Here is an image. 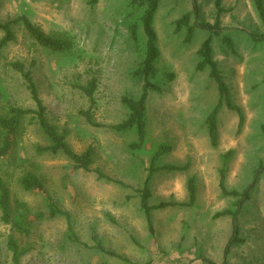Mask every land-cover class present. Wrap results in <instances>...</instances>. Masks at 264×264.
<instances>
[{"label":"rangeland","instance_id":"1","mask_svg":"<svg viewBox=\"0 0 264 264\" xmlns=\"http://www.w3.org/2000/svg\"><path fill=\"white\" fill-rule=\"evenodd\" d=\"M133 0H0V20L11 23L15 40L0 58V116L11 109L36 108L21 63L32 73L47 116L78 153L94 150L91 170L74 168L63 153L40 152L49 139L29 115L11 150L1 154L0 177L11 194V218L0 209V264H14L10 238L17 243L20 264H226L225 248L233 235V219L216 216L234 209L237 198L223 192L243 191L254 183L240 215V236L227 264H264V36L253 0H223L221 34L214 35V59L231 89L234 104L218 116V142L211 140L207 117L220 100L210 68L200 70L198 50L211 32L187 28L177 21L192 13L195 22L215 23V0H163L155 18L161 56L147 101L146 140L141 148L135 129L115 125L129 117L124 97L137 99L144 79L134 72L145 55L130 26L139 22ZM46 33L72 40L68 53H57L29 36L21 17ZM4 32L0 29V39ZM230 37L233 46L224 41ZM96 80L93 97L83 87ZM91 117V118H89ZM151 205L171 202L151 213L141 207V190L154 153ZM167 165L181 170L163 168ZM105 175L99 176V172ZM26 172L42 178L46 192L28 191L20 181ZM194 179L196 201L190 202ZM49 198L65 215L50 216ZM103 247H99V246ZM115 253V254H111Z\"/></svg>","mask_w":264,"mask_h":264},{"label":"trees","instance_id":"2","mask_svg":"<svg viewBox=\"0 0 264 264\" xmlns=\"http://www.w3.org/2000/svg\"><path fill=\"white\" fill-rule=\"evenodd\" d=\"M162 1L163 0L132 1L134 9H140L139 22H135L130 26L132 37L137 42L140 40L139 24L142 26L143 33L146 36L144 59L142 61L141 67L134 72L136 75L144 79V84L142 94L139 98H123V102L130 111L129 117L124 122L115 125L114 128L120 131L135 129L138 133L139 142L135 143L133 146L137 148H141L146 140L147 101L149 92L150 90H161L160 86L153 82V79L157 77L156 63L161 56V51L157 43L158 33L155 27V18ZM88 2L92 5H96L98 3V0H88ZM192 3L194 7L193 13L195 14V18L197 20L201 15L198 0H192ZM253 3L261 21L264 23V0H253ZM225 11L226 9L223 5V0H215V23L200 21L191 24L193 18L192 13L185 14L181 19L177 21V30L187 28L188 40L192 38L196 27H200L211 32L210 36L202 43L198 50L200 61L197 67L200 70L210 68L211 77L217 82L220 92L219 103L207 117L208 131L214 144L218 142V116L223 106L226 105L230 109L238 111L241 117V124L244 118V113L241 108L238 105L234 104L231 96L230 86L225 81L223 73L220 70L217 61L214 59V35L221 34V17L223 16ZM20 20L23 22L29 36L42 47L57 53H68L71 51L73 46V42L71 39L57 34L46 33L40 26L33 23L27 16L21 17ZM0 29L4 32L3 37L0 39L1 58L4 49L15 40L16 36L13 27L9 22H2L0 20ZM252 37L255 40L264 42V36H260L254 33ZM224 41L230 44V46H233L230 37H224ZM13 65L23 74V77L27 81L28 88L31 91L34 101L36 102V108L25 109L14 107L11 109L10 116H0V138L2 139L3 144L1 147V154L6 155L11 150L15 139L22 133L23 121L30 115L49 139V144L44 147H38V151L51 152L53 154L63 153L71 160L74 168L90 171L94 160L93 148L89 147L84 152L78 153L71 147V145L66 140L65 134L61 133L58 130L57 126L52 124L49 120L47 116V108L39 96L38 88L33 80L32 73L30 71H25L24 66L21 63H14ZM96 83V80H93L88 87H83V90L87 92V94L91 98L93 97V94L95 92ZM166 150H168V147L161 146L154 153L149 176L145 182L144 188L141 190V207L145 211L150 224L152 211L160 210L170 205H175V203L171 202H162L154 205H151L149 203V200L151 198L150 182L154 172L159 169V167H157L155 163L157 159L165 153ZM163 168L169 170H181L183 167L167 165ZM98 172L99 176H105L103 175V173H101V171ZM20 181L24 189L28 191L39 190L41 192H46L45 184L42 178H40L33 172H26L21 177ZM221 187L224 193L231 194L232 196L237 198V201L234 204V209H226L216 214V216L218 217L230 216L233 219V235L225 248V263L227 264V259L231 253L232 248L235 245L245 242V239L240 236L241 230L239 217L243 213L246 203L251 197V191L254 187V183L250 184L243 191L234 190L230 192L226 188L224 175L221 180ZM188 188L190 194L189 204H193L196 201L197 197V189L194 183V179H190ZM0 209L3 213V219L6 222H9L11 218V194L6 182L1 177ZM49 209V214L51 217L65 215L67 216V218H69L68 212L60 210L57 204L53 200H51V198H49ZM9 246L13 251L14 264H20L19 258L21 253L18 251L17 243L13 238H10ZM110 253L115 254L112 252Z\"/></svg>","mask_w":264,"mask_h":264}]
</instances>
